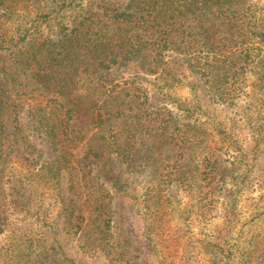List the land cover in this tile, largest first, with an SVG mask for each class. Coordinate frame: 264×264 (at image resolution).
<instances>
[{
    "label": "trees",
    "instance_id": "1",
    "mask_svg": "<svg viewBox=\"0 0 264 264\" xmlns=\"http://www.w3.org/2000/svg\"><path fill=\"white\" fill-rule=\"evenodd\" d=\"M150 77L187 84L192 102L155 99ZM254 189L264 192V5L0 0V264H76L61 232L104 264H153L174 210L200 226L210 264H264L256 244L209 229L223 199L234 234ZM123 199L139 203L144 232L127 228ZM204 252L185 242L180 262Z\"/></svg>",
    "mask_w": 264,
    "mask_h": 264
},
{
    "label": "rangeland",
    "instance_id": "2",
    "mask_svg": "<svg viewBox=\"0 0 264 264\" xmlns=\"http://www.w3.org/2000/svg\"><path fill=\"white\" fill-rule=\"evenodd\" d=\"M255 1L260 5H264V0ZM148 79L150 80H144L145 86H147V88L154 94L155 99L164 100L165 102H168L169 105L173 108H176L177 105L182 101L192 102L194 98L193 91L185 83L176 84L171 88H162L159 82L155 83L153 81V78L150 77ZM249 83L250 89L252 90L253 78L249 80ZM209 110L211 111V107L209 108ZM216 114L220 119H223L225 117L229 118L226 116V112L221 109ZM209 126L214 130V132H216L215 123L212 119H209ZM250 135L251 134L248 128H246L244 135H242L243 139H245L244 142H249ZM215 141L220 144L219 137L216 136ZM141 188L142 187L138 186V190L140 193ZM174 191H177L176 196L178 197V199H181V207L179 208V211H182L184 209V202H187L189 200V197L185 196L182 190ZM122 202L125 213V217H122V220H127V228H132L133 230L138 232H144V228L146 227V221L144 217L145 215L143 210L138 206L139 203H137L136 201H132V203H130L126 199H123ZM255 204L257 205L261 215L259 217L252 218L257 213V211L254 210ZM218 207V216L212 220L209 228L210 230H222V236L224 239L232 237L234 240L238 241L237 243H239L240 241H244V246H246V250H248V252L250 251V241L264 251V192L254 189L252 192L244 193L241 196L239 210H237L239 219L236 220L233 224L235 230L234 234L228 233L230 232L231 225L228 226V222L225 221V201L223 199L220 200ZM52 213L53 215H55L56 210H54ZM126 217H128L129 219ZM31 220L35 221V219ZM41 223L42 222L38 224L36 222L35 225L33 224L34 228L38 231L46 233V237L48 238V235H51L50 231L49 229L47 230L46 227H41ZM190 225L191 226L186 225L183 227V224L178 217V211L174 210L171 212V214L168 216V222L166 226L164 227V229L157 233L159 235L158 238H156L157 250L160 254H153V257H151L153 264H159V256H161V258L163 259V264H181L179 252L181 251V247H183L185 242L195 243L196 246L199 249L202 248L204 252L205 245L202 242L204 234H202L200 226H197L193 223H191ZM238 229H241V232H237L236 230ZM13 239L14 237L9 232L2 235L1 242L6 245L9 244ZM59 239L61 240L63 246L67 247L69 256L75 259L76 264H104L99 258H96L94 256L88 257L87 255H84V252L81 251L79 242L76 237L61 232L59 234ZM256 259L257 257L253 258V261L249 262L247 261L246 257V261L244 264H257ZM200 260L202 264H210V255L204 252V254L200 255Z\"/></svg>",
    "mask_w": 264,
    "mask_h": 264
}]
</instances>
